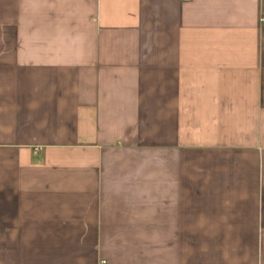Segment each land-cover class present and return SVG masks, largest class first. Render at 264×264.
Segmentation results:
<instances>
[{
	"label": "crops",
	"instance_id": "1",
	"mask_svg": "<svg viewBox=\"0 0 264 264\" xmlns=\"http://www.w3.org/2000/svg\"><path fill=\"white\" fill-rule=\"evenodd\" d=\"M263 19L0 0V264H264Z\"/></svg>",
	"mask_w": 264,
	"mask_h": 264
},
{
	"label": "built area",
	"instance_id": "2",
	"mask_svg": "<svg viewBox=\"0 0 264 264\" xmlns=\"http://www.w3.org/2000/svg\"><path fill=\"white\" fill-rule=\"evenodd\" d=\"M263 20H264V19H263ZM39 151H41V149H36V152H35V153L37 154Z\"/></svg>",
	"mask_w": 264,
	"mask_h": 264
}]
</instances>
